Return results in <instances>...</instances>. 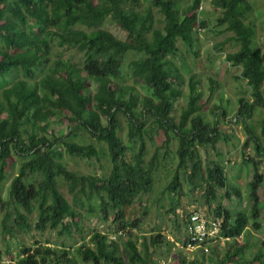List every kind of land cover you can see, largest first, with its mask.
<instances>
[{"label": "trees", "instance_id": "trees-1", "mask_svg": "<svg viewBox=\"0 0 264 264\" xmlns=\"http://www.w3.org/2000/svg\"><path fill=\"white\" fill-rule=\"evenodd\" d=\"M152 4L165 18L163 27H156L151 7L142 10V0H0V41L4 44L0 48V77L16 78L21 72L24 74L0 93V207L4 213L2 232L6 236L33 229L71 233L73 226L79 228L82 215L60 190V184L65 183L76 204L80 199L82 203L83 199L90 201L96 195L101 199L106 218L116 211L118 230L127 231V236L131 234L125 236L124 242L130 261L146 264L138 247L139 239L132 237L139 222L126 221L125 208L139 194L154 187L158 155L148 167L145 163L148 117L160 129L176 132L180 138L179 168L192 166V177L202 173L210 196L216 197L220 190L226 191L227 198L238 193L222 163L214 162L203 168L197 147L215 145L219 132L217 126L207 124L198 114L203 97L199 81L189 83L186 95L183 89L186 79L170 59L178 53L179 41L195 48L197 31L206 27L198 13L202 0H193L189 6L183 5L182 0H152ZM213 5L222 10L219 25L234 33L228 40L240 44L239 50L228 53L226 59L243 68L242 76L251 87V98L240 97L237 113L248 134L244 147L252 143L255 151L264 156L262 138L248 126L256 108H264V55L253 46L255 29L247 21L253 6L249 0H213ZM108 19L127 34L125 39L104 28ZM54 41L60 46H76L85 56L84 66L64 59L53 61ZM130 52L145 54L132 62L134 76L152 89V95L143 100L135 87L116 81L122 76L123 62ZM183 96L188 98V105L177 123L176 101ZM119 113L128 119V137L139 144L133 160L127 159L126 146L118 132ZM57 124L70 128L80 125L107 144L113 164L109 177L79 174L59 160L63 148L82 158L96 157L99 151L94 145L64 140L65 136L55 131ZM188 125L190 130L186 129ZM262 133L264 136V120ZM14 155L24 160L11 181L9 200L5 201L1 187ZM249 163L254 168L251 215L255 226L261 227L258 221L262 214L264 178L259 163L253 158ZM169 187L181 188L179 171ZM12 207L14 210H10ZM13 217L15 225L10 223ZM216 218L223 219L224 235L236 242L250 223L243 211L233 220L230 211L221 207ZM164 239L162 234L153 235L150 244L160 245ZM147 241L146 238V246ZM243 248L238 247L234 257ZM234 257L228 255L225 259ZM256 260L257 264H264V253L259 252ZM81 262L127 264L118 240L99 230L92 233L89 243L78 247L36 243L22 247L11 260H0V264ZM180 264L187 262L183 259Z\"/></svg>", "mask_w": 264, "mask_h": 264}, {"label": "rangeland", "instance_id": "rangeland-1", "mask_svg": "<svg viewBox=\"0 0 264 264\" xmlns=\"http://www.w3.org/2000/svg\"><path fill=\"white\" fill-rule=\"evenodd\" d=\"M253 6V12L247 17L248 23L255 29L253 46L261 49L264 55V0H249ZM183 5L189 6L193 0H182ZM142 10L151 7L156 17V27L165 25V18L160 10L153 6L152 0H142ZM200 21L206 22V27L196 33V45L194 49L185 46L179 41V51L171 55L170 59L177 65L184 75L186 82L183 87L185 94L188 93L189 83L199 81V88L203 93L200 101L201 111L198 113L203 120L212 127L217 126L219 139L215 145H198L199 156L203 162V168L213 165L214 162L222 163L231 184L237 189L231 197H225L226 191L220 190L217 196L208 194V186L203 179V174L192 177L190 168H179L180 138L176 132L169 129H160L159 124L148 117L144 139L146 143V167L155 160L158 155V167L155 170V183L148 193L137 196L134 203L125 208L126 221L139 222L134 232V239H139L138 247L142 256L147 260L146 264H180L183 259L187 264H257L256 255L264 253V181L261 186L262 214L258 221L261 227H256L252 214L253 200L251 196V180L254 168L249 163L251 158L259 163L260 172L264 178V156L255 151L252 143L245 148L247 130L243 122L238 120L240 97L251 98V87L242 76L243 68L235 66L227 61L228 53L236 52L240 48L239 43L229 41L234 35L226 29L225 25H219L218 19L222 16V10L213 5V0H202L198 10ZM104 28L112 31L117 37L125 39L127 34L120 29L111 19H108ZM53 61L64 59L76 62L84 66L85 56L76 46H60L58 41L53 43ZM0 48H4L0 41ZM144 53L130 52L126 55L122 65V76L116 81L123 86H133L140 93L143 100L152 95V89L142 80L134 76L132 62L144 57ZM24 77L21 72L16 78L0 77V93L4 88L10 87L17 78ZM32 83V81H30ZM264 89V86H263ZM213 90V92H211ZM212 93V94H211ZM188 105V98L183 96L176 101L174 117L177 123L183 110ZM264 120V108H256L253 116L248 119L256 136L262 138V121ZM119 135L126 146L128 160H133L139 150L138 142L128 137V119L123 113L118 114ZM105 122H107L105 120ZM59 136H65L64 140L74 141L80 144L94 145L99 155L92 158H82L71 155L64 148L59 160L70 170L79 174H87L96 177L107 178L112 172L113 164L110 158L108 146L105 142L98 141L84 127L74 125L57 124L54 126ZM191 125L186 127L190 130ZM160 150L157 153V150ZM24 158L14 155L10 163V170L1 187V194L5 201L9 200L10 187L13 177L18 173L19 165ZM252 162V161H251ZM179 171L181 188L171 190L170 184L174 181ZM60 190L74 207L80 211L82 219L79 228L73 226L72 232L61 233L60 230L47 229L39 231L33 229L30 232L17 231L13 236H6L2 232V220L4 213L0 207V260L8 261L17 256V252L24 246H33L36 243H47L78 247L89 243L94 231L99 230L102 234L114 236L119 230V220L116 211H112L108 218L104 216L101 208V199L98 196L88 201L76 204L74 194L65 183L60 184ZM229 210L233 220L240 211L249 217V226L244 232V238L237 242L225 240L214 243L209 253L201 250L190 252L183 248L189 235L190 215L193 211L200 212L208 219L217 217L219 208ZM10 210H14L12 207ZM224 212V211H221ZM37 221L36 214L33 216ZM14 223V217L10 221ZM162 234L164 242L154 246L150 244V237ZM131 237L129 233L127 238ZM147 238V246L145 245ZM126 237L118 239L123 256L127 264H141L130 261L128 253L124 249ZM176 243H178L176 245ZM244 246L238 255L237 248ZM231 255V260L225 259ZM81 264H93L81 262Z\"/></svg>", "mask_w": 264, "mask_h": 264}, {"label": "built area", "instance_id": "built-area-1", "mask_svg": "<svg viewBox=\"0 0 264 264\" xmlns=\"http://www.w3.org/2000/svg\"><path fill=\"white\" fill-rule=\"evenodd\" d=\"M223 222L222 218L208 219L200 212L193 211L190 215L189 235L183 248L190 252L201 250L203 253H209L214 243L233 240L224 235ZM125 236H127V231L120 230L112 238L118 240ZM243 238L244 233L237 236L236 240L240 241Z\"/></svg>", "mask_w": 264, "mask_h": 264}]
</instances>
